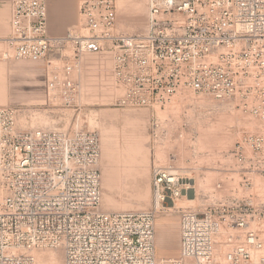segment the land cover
Listing matches in <instances>:
<instances>
[{
    "label": "built area",
    "instance_id": "1",
    "mask_svg": "<svg viewBox=\"0 0 264 264\" xmlns=\"http://www.w3.org/2000/svg\"><path fill=\"white\" fill-rule=\"evenodd\" d=\"M78 11L79 25L55 35L46 0H13L3 58L109 51L120 107L166 108L181 90L236 101L260 121L230 154L241 188H252L253 175L264 174V0H148L139 34L117 29L116 0H79ZM74 70L68 59L52 72L49 96L75 99ZM20 112L0 106V264H40L34 252L46 249L63 250L64 264H264V200L253 193L179 207L190 184L171 152L170 162L153 165L150 208L103 210L99 133L24 127ZM172 128L154 117V143L170 139ZM167 209L179 214L181 233L180 255L169 258L156 251V220Z\"/></svg>",
    "mask_w": 264,
    "mask_h": 264
},
{
    "label": "rangeland",
    "instance_id": "2",
    "mask_svg": "<svg viewBox=\"0 0 264 264\" xmlns=\"http://www.w3.org/2000/svg\"><path fill=\"white\" fill-rule=\"evenodd\" d=\"M46 1L49 3L51 22L54 23V33L63 35L79 25V0H66V13L72 15V23L66 26L57 23L60 18L56 0ZM118 3L119 0H116L117 29L129 34L145 31L147 2L143 9V16L146 18H142L140 26L131 20L135 17L134 10L127 9L121 13ZM11 17L12 3L10 8L0 7V106L11 105L19 108V123L24 127L82 128L99 133L102 149L100 170L103 210L105 202H108L106 198L120 207L118 211L150 208L153 198V165L155 162H170L171 152L177 154L174 164L190 184V189L184 190L183 195L176 201L177 206L198 208L214 202L215 199H225L236 193H253L256 200H264V174L253 175V186L249 190L241 188L235 162L230 156L237 141L260 126V121L244 114L236 101L216 100L190 90H181L166 108L120 107L116 103L122 94V86L114 77L113 57L109 51L85 52L74 59L73 49L69 47L64 52L69 58L51 56L40 62L3 58V41L10 33ZM68 59L75 67L73 75L78 83L77 95L72 101L49 96L47 92L49 76L52 72L54 74L62 71ZM23 63L33 64L30 67H19ZM156 116L168 119L173 126L171 138L161 143H154L151 136V121ZM242 121H246L248 125L244 122L242 124ZM180 128L185 132L182 139L175 135ZM224 131L225 137H229L228 134L231 137L225 138L223 146L216 144L211 148L207 139L202 140L204 134H208L211 139L218 137L217 133L221 132L219 136L222 137ZM107 161L111 163L113 171L110 182L114 180V185L111 187L106 181V175L109 174V171L105 173ZM219 183L222 184L220 188ZM189 197L194 198L192 202H188ZM159 217L165 219L167 231L162 246L158 245V251L168 249L171 239L176 238L179 214L174 209H167L160 212ZM261 230L264 233V226ZM51 253L64 264L65 254L61 249L35 251L34 255L42 264V261H49L48 256ZM176 254L158 253V256L169 258Z\"/></svg>",
    "mask_w": 264,
    "mask_h": 264
},
{
    "label": "crops",
    "instance_id": "3",
    "mask_svg": "<svg viewBox=\"0 0 264 264\" xmlns=\"http://www.w3.org/2000/svg\"><path fill=\"white\" fill-rule=\"evenodd\" d=\"M12 2H13V0H0V7L6 6V7L10 8ZM65 2H66V0H56V7L59 10L58 16L60 18V21L57 23L60 24L61 26H66L67 24L72 23V15L70 16L69 15L70 13H68V14L66 13V10H65V7H66L65 4L66 3ZM53 24L54 23L51 22L50 10H49V29L53 34L59 35V34H56L52 31ZM85 62L88 64L87 60H85ZM31 64H33V63H23V64L19 65V67H21V68L30 67ZM104 155H105V151H104ZM106 171L107 172L109 171V174L106 175L107 176L106 181L109 183V184L107 183L108 186L111 187L114 185V181H113V184H110V175L111 176L113 175V171H112L111 163H108V161H107V164L105 167V173H106ZM106 199H109V198H106ZM104 208L106 210L120 209V207L114 205L113 203H111V205H108L106 202H105ZM179 219L177 222L176 238L171 239L168 249H166V250L159 249L160 251H158V245L162 246L163 240H164V234L166 233L167 228L165 226V219L163 220L162 217L157 218V220H156V251H157V255H158V253H161L164 255H174L177 252L178 253L174 257H177L180 255V252H181V233H180V221H179Z\"/></svg>",
    "mask_w": 264,
    "mask_h": 264
},
{
    "label": "bare ground",
    "instance_id": "4",
    "mask_svg": "<svg viewBox=\"0 0 264 264\" xmlns=\"http://www.w3.org/2000/svg\"><path fill=\"white\" fill-rule=\"evenodd\" d=\"M146 2H147V4H148V0L146 1V0H119V9H120V11H122L121 13H124L127 9H133L134 11V18L132 19L131 18V20L134 22V23H136V25L137 26H140V24H141V22H142V18H144L145 16H143L144 14H143V9H144V7L145 6H147L146 5ZM130 3H131V6H130ZM133 7V8H132ZM146 9V8H145ZM123 15V14H122ZM146 18V17H145ZM145 21V20H144ZM146 23V22H145ZM144 23V24H145ZM54 65V64H53ZM78 75V74H77ZM221 116V115H220ZM233 116V115H232ZM227 117V116H226ZM220 118V117H219ZM241 118V117H240ZM216 119H217V117H216ZM224 119V118H223ZM218 120V119H217ZM217 120H215V121H217ZM241 121V120H240ZM220 122H222V120L220 121ZM224 122V121H223ZM243 122L244 121H242V124H243ZM220 124H222V123H220ZM244 124L245 125H248L247 123H246V121L244 122ZM220 127V126H219ZM229 128V127H228ZM218 129V128H217ZM214 130V129H213ZM206 131H208V130H206ZM227 131V130H226ZM226 131H224L222 134H223V136L222 137H220L221 135V132H220V134L219 133H217V134H215V135H217L218 137H216V138H212L211 137V139H210V137H209V135L208 134H204V137H202V140H205V139H207V143L209 144L208 146L209 147H211V148H214V146L217 144V145H219V146H223V144L225 143V138H229V137H231L230 136V134H228L229 135V137H225V135H224V133L226 132ZM228 133V132H227ZM226 133V134H227ZM220 135V136H219ZM201 138V137H200ZM201 140V141H202ZM231 140V139H230ZM206 141V140H205ZM226 141H227V139H226ZM206 143V142H205ZM207 143H206V145H207ZM228 143V142H227ZM204 145V144H203ZM226 145V144H225ZM231 145V144H230ZM217 147V146H216ZM215 147V148H216ZM180 148V147H179ZM182 149V148H181ZM220 150V149H219ZM210 155V154H209ZM210 157V156H209ZM216 157V156H215ZM214 159V158H213ZM204 161H205V159H203ZM113 181L114 180H112V182H110V184H113ZM109 184V183H108ZM107 184V185H108ZM194 199V198H193ZM193 199L191 198V197H189V198H187V200H188V202H192L193 201ZM106 200H108V202H107V204L108 205H111V200L110 199H106ZM184 206V205H183ZM182 206V207H183ZM105 210V209H104ZM107 211V210H106ZM108 211H110V210H108ZM116 211H118V210H116ZM120 211V210H119ZM45 253H47V251L45 252ZM54 253V252H53ZM53 253H51L50 254V256H48V255H46V256H48V258H49V261L47 262V260H45V261H42V264H63V262H60V261H58L57 260V257H56V255H54Z\"/></svg>",
    "mask_w": 264,
    "mask_h": 264
}]
</instances>
